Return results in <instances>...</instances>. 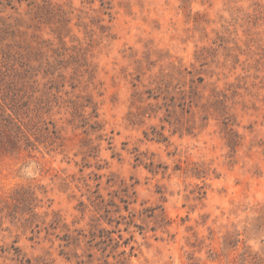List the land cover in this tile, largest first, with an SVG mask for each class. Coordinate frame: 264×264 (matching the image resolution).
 <instances>
[{"label":"rangeland","instance_id":"rangeland-1","mask_svg":"<svg viewBox=\"0 0 264 264\" xmlns=\"http://www.w3.org/2000/svg\"><path fill=\"white\" fill-rule=\"evenodd\" d=\"M0 264H264V0H0Z\"/></svg>","mask_w":264,"mask_h":264}]
</instances>
